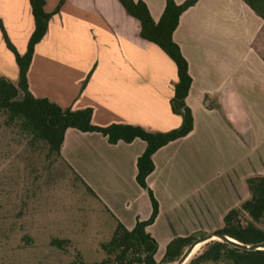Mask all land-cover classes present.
<instances>
[{"label": "crops", "instance_id": "obj_1", "mask_svg": "<svg viewBox=\"0 0 264 264\" xmlns=\"http://www.w3.org/2000/svg\"><path fill=\"white\" fill-rule=\"evenodd\" d=\"M153 21L164 0H142ZM175 4L183 0H173ZM58 6L26 70L28 91L61 108H91L90 123L166 132L181 118L170 110L173 61L139 37L138 21L117 0H44ZM0 25L19 55L33 30L28 0H0ZM191 82L185 104L192 128L151 155L145 184L157 212L145 231L158 261L174 237L212 233L246 197L244 179L264 173V20L243 0H196L171 34ZM0 77L16 85L18 69L0 32ZM145 143L110 144L99 132L64 130L59 153L106 211L126 229L151 212L135 181Z\"/></svg>", "mask_w": 264, "mask_h": 264}, {"label": "trees", "instance_id": "obj_2", "mask_svg": "<svg viewBox=\"0 0 264 264\" xmlns=\"http://www.w3.org/2000/svg\"><path fill=\"white\" fill-rule=\"evenodd\" d=\"M126 14L139 23V37L157 45L174 63L176 82L169 100L170 110L181 118L177 128L166 132H149L138 126L112 123L96 126L90 123L91 108L79 110L61 108L46 98L34 97L27 88L26 70L34 45L43 36L50 16L58 10L46 12L44 0H28L33 20V30L26 43L25 52L19 55L8 40L2 26L0 32L6 48L13 54L18 69V80L13 85L9 80L0 77V118L2 124L15 137L32 146L40 144L46 154L63 162L75 177L83 184L85 190L96 201L97 198L90 188L76 175L61 158L59 153L64 130L68 127L80 131L99 132L108 143L117 141L128 143L138 138L145 143L142 153L136 159V183L147 191L151 212L147 219L136 220L131 229H126L114 219V226L106 241L99 243L102 258L91 263L80 264H172L185 248L196 238V235L174 237L165 246L161 258L156 261L155 240L145 231L157 212V204L151 191L145 184V177L152 171V153L169 141L186 135L192 128V115L185 104V96L190 86L187 63L171 34L177 25L179 15L196 0H183L175 4L173 0H164V6L157 21L150 17L142 0H117ZM244 3L261 19L264 20V0H243ZM264 61V55L261 53ZM246 197L230 208L221 219V226L213 231L227 236L242 244L264 241V173L247 176L244 179ZM59 239L52 238L50 244L60 245ZM70 264H74L71 262ZM185 264H264V249L245 250L227 242L209 240L185 262Z\"/></svg>", "mask_w": 264, "mask_h": 264}, {"label": "rangeland", "instance_id": "obj_3", "mask_svg": "<svg viewBox=\"0 0 264 264\" xmlns=\"http://www.w3.org/2000/svg\"><path fill=\"white\" fill-rule=\"evenodd\" d=\"M11 133L0 118V264L99 261L114 221L63 162Z\"/></svg>", "mask_w": 264, "mask_h": 264}, {"label": "water", "instance_id": "obj_4", "mask_svg": "<svg viewBox=\"0 0 264 264\" xmlns=\"http://www.w3.org/2000/svg\"><path fill=\"white\" fill-rule=\"evenodd\" d=\"M214 238V239H213ZM209 240H219L222 242H227L229 244H231L232 246H235L237 248L240 249H245V250H259V249H264V241L261 242H257V243H251V244H242L237 242L234 239H231L227 236L221 235V234H217L215 232L212 233H208L205 235H201L197 238H195L186 248L185 250L182 252V254L178 257V259L173 262L172 264H185L186 259L188 258L190 252L192 251V248L198 244V243H205Z\"/></svg>", "mask_w": 264, "mask_h": 264}, {"label": "bare ground", "instance_id": "obj_5", "mask_svg": "<svg viewBox=\"0 0 264 264\" xmlns=\"http://www.w3.org/2000/svg\"><path fill=\"white\" fill-rule=\"evenodd\" d=\"M201 243L196 244L193 248L192 251L190 252L188 258L186 259V261L198 250V248L201 246Z\"/></svg>", "mask_w": 264, "mask_h": 264}]
</instances>
